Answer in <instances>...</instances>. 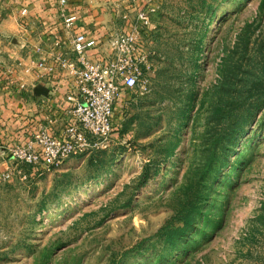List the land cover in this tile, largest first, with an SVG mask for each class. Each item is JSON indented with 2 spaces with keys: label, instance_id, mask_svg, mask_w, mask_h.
Segmentation results:
<instances>
[{
  "label": "rangeland",
  "instance_id": "rangeland-1",
  "mask_svg": "<svg viewBox=\"0 0 264 264\" xmlns=\"http://www.w3.org/2000/svg\"><path fill=\"white\" fill-rule=\"evenodd\" d=\"M161 3L112 147L0 177V264H264V0Z\"/></svg>",
  "mask_w": 264,
  "mask_h": 264
},
{
  "label": "built area",
  "instance_id": "built-area-1",
  "mask_svg": "<svg viewBox=\"0 0 264 264\" xmlns=\"http://www.w3.org/2000/svg\"><path fill=\"white\" fill-rule=\"evenodd\" d=\"M54 4L70 46L56 39L54 56L39 59L36 69L40 79L60 73L70 84L68 109L64 117L37 119L23 137L4 150L15 165L1 176L4 181L13 178L15 169L20 173L28 168L34 176H43L58 171L71 159L109 150L118 121V103L126 92L138 87L143 70L150 68L153 54L147 46L153 9L140 12L134 24L124 16L127 29L114 31L104 51L101 40L78 31L79 16L69 14L71 0H55ZM26 14L27 10L23 12ZM48 89L49 97L41 103L52 98L53 90Z\"/></svg>",
  "mask_w": 264,
  "mask_h": 264
},
{
  "label": "crops",
  "instance_id": "crops-1",
  "mask_svg": "<svg viewBox=\"0 0 264 264\" xmlns=\"http://www.w3.org/2000/svg\"><path fill=\"white\" fill-rule=\"evenodd\" d=\"M54 1L0 0V177L5 171L14 170L4 150L23 137L37 119L64 117L68 109L66 95L70 84L60 73L40 79L36 69L39 59L54 56L56 39L62 40L67 48L70 46ZM141 1L151 6L153 2L162 4V0ZM139 2L71 0L69 14L79 16V32L101 40L102 49L107 51L108 38L114 31L127 28L124 16L137 12ZM25 10L27 14L23 15ZM153 10L151 15L157 12ZM39 83L53 90L46 103H41L34 94Z\"/></svg>",
  "mask_w": 264,
  "mask_h": 264
},
{
  "label": "trees",
  "instance_id": "trees-1",
  "mask_svg": "<svg viewBox=\"0 0 264 264\" xmlns=\"http://www.w3.org/2000/svg\"><path fill=\"white\" fill-rule=\"evenodd\" d=\"M220 113L226 117L227 122H228L227 124L228 128L226 130V133L223 135L220 141L221 143L225 144L224 148L226 149V151H228L230 149L231 144L238 138L239 133H240L239 130L244 125L245 121H247L248 117L241 116L239 119L235 120V117L232 115V113L219 108L217 109V114H220ZM101 153L103 152H95L91 156L96 157L97 155ZM183 221H184L185 227L177 233H171V235L167 238L169 242L170 241L174 242L175 238L179 239L180 237H183L186 234V232L194 224V218H192V216L190 215H187L186 217H184Z\"/></svg>",
  "mask_w": 264,
  "mask_h": 264
},
{
  "label": "water",
  "instance_id": "water-1",
  "mask_svg": "<svg viewBox=\"0 0 264 264\" xmlns=\"http://www.w3.org/2000/svg\"><path fill=\"white\" fill-rule=\"evenodd\" d=\"M34 94L36 96V98L38 99H45L49 97L50 91L49 89L44 86L43 84H38L35 88H34Z\"/></svg>",
  "mask_w": 264,
  "mask_h": 264
}]
</instances>
